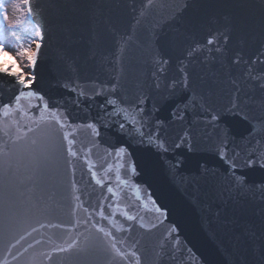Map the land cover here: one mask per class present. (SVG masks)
<instances>
[{
	"label": "water",
	"instance_id": "1",
	"mask_svg": "<svg viewBox=\"0 0 264 264\" xmlns=\"http://www.w3.org/2000/svg\"><path fill=\"white\" fill-rule=\"evenodd\" d=\"M183 2L153 0L154 6L146 7L147 0H37L48 24L44 63L39 69L42 89L52 100L68 101L71 119L80 123L85 113L73 108L70 101L75 94L63 85L107 83L122 75L129 87L137 82L149 86L154 79L157 52L160 58L169 60L167 75L179 78L178 67L185 48L197 42L213 47L206 45L207 39L227 29L230 39L221 58L223 67L211 57L207 62L203 56L198 57L189 68L193 80L219 74L223 81L218 93L220 103H226L234 91L229 76L239 81L241 95L250 93L259 98L260 92L243 74L248 65L264 70V0H196L195 8L178 20L172 19ZM193 17L199 21L196 27L190 26ZM121 45L125 51L118 62ZM236 54L247 64H232ZM11 95L7 84L0 88V98L5 102ZM186 96L187 93H178L167 100L154 96L161 107L159 115L169 117L176 105L186 102ZM36 103L35 99L24 98L21 107ZM191 119L189 113L188 120ZM28 128L36 129L30 113L22 115L15 108L8 116L0 112V264H130V260L112 259V254L105 251L106 238L97 227L111 228L118 238L127 237V245H117L123 250L139 241L131 250L137 251L141 264H264L260 257L264 245V201L223 200L203 181L198 187L182 183L181 176L186 180L196 173L199 160L206 159L210 166L222 169L215 157L202 152L185 154L181 174L173 176L168 161L182 149L168 154L140 152L136 160L138 174L133 175L130 169L121 167L125 154L118 158L114 152L108 153L109 145L116 141L105 134L92 148L90 159L96 164L97 178L115 191L113 196L107 187L95 183L83 159L61 154V145L66 148L67 142L62 140L58 125L49 120L36 131L28 132ZM234 130L243 133L246 126ZM73 134L78 139L77 149L81 144L92 147L87 130L79 129ZM17 136L22 138L17 140ZM33 139L36 145L31 144ZM53 142L56 150L51 147ZM248 178L259 183L264 181V173L249 172ZM125 180L127 183H122ZM75 196H80L88 213L78 206ZM6 199L12 206L11 220L5 218ZM153 200L171 210L167 219L155 212ZM99 201L104 203L105 215L117 222L115 228L91 211ZM126 211L137 220L126 221ZM89 216L90 222L84 223ZM120 224L132 228L129 232L116 231ZM152 224L157 226L152 228ZM173 225L177 229L173 236L179 237L177 247L169 245L167 254L158 255V245ZM85 236L93 244L87 254L54 251L58 246L67 247L77 237L83 242Z\"/></svg>",
	"mask_w": 264,
	"mask_h": 264
},
{
	"label": "snow or ice",
	"instance_id": "2",
	"mask_svg": "<svg viewBox=\"0 0 264 264\" xmlns=\"http://www.w3.org/2000/svg\"><path fill=\"white\" fill-rule=\"evenodd\" d=\"M26 9L25 27L19 28L21 21L17 20L10 27L0 23V88L7 84L12 95L5 102L0 98V112L8 116L13 108L19 113L29 114L36 124V129L28 128V132L36 131L42 122L51 120L59 126L62 140L67 142V147L61 145L62 152H66L68 157L83 159L88 167L90 176L101 188L107 187V192L113 196L116 195L111 186H106L102 179L97 178L96 164L90 159L92 148L96 147L99 139H103L105 134L114 138L115 145H109L107 151L112 152L119 158L120 154H125V161L121 165L127 171L131 170L132 174H138L137 153L155 151L157 153H176L177 150H183L180 154L174 155L168 161L169 172L173 176L181 174V169L186 162L185 154L205 153L215 157L220 165L210 166L206 159L197 161V169L194 175L185 178L181 176L182 183L199 186L201 181L207 184L211 189L216 191L218 196L223 200L233 199H251L259 198L264 201V181L259 183L250 182L249 172L260 171L264 173V70H257L252 65H248L244 78L252 82L253 89L260 92L259 98L254 94L241 93L243 89L239 87V81L234 76L228 77V82L233 86L234 91L229 93L226 103H220L218 93L221 91L223 81L219 74H213L210 77L197 76L193 80V74L189 70L190 65L198 57L203 56L205 62L212 61L221 63L222 57L226 52V45L230 39L228 30L222 33L213 34L207 41L206 47L200 43L188 45L184 50V56L179 62V78L169 77L167 75L168 59L160 58V53L154 58L155 71L152 73L154 79L151 85L146 86L137 82L136 85L129 87L123 80L122 75L114 76L107 83L92 82L90 85L81 86L76 84L70 87L68 84L63 85L67 90L74 93V98L70 101L74 109L85 113L80 123H75L71 119V113L67 107L68 101L52 100L41 87L40 65L44 63L43 48L47 47L48 24L43 16L37 0H23ZM153 0H147L146 7H153ZM196 7V0H184L178 5L172 19L178 20L189 9ZM141 16L144 12L141 11ZM0 19L8 21L9 17L4 10V0H0ZM140 21L137 20V23ZM199 21L193 17L190 21L191 27H196ZM27 37L29 46L22 47L19 51L9 45V41H19L21 37ZM223 41V44H221ZM127 41H124L126 45ZM34 45V50L32 48ZM124 45L118 49L120 55L116 57L118 62L122 61L125 51ZM12 51H17V55L26 58V67L28 72L19 70V65L13 58L12 66L5 67V57H9ZM93 56L95 53L92 54ZM232 64H247L240 54H236L232 59ZM255 62H253L254 64ZM15 67L17 70H13ZM122 72V69H121ZM11 77V80L7 78ZM163 81V83H162ZM178 93H187L182 105H176L169 113V117H161L160 105L154 99L159 96L161 100L175 97ZM97 97H101L97 101ZM24 98L29 100L35 99V105H28L27 108L21 107V101ZM151 101V108L148 104ZM95 109V113L92 110ZM191 113L192 119L188 120V114ZM246 126L243 133H238L234 129L238 126ZM71 129V133L63 131ZM79 129L87 130L92 137V147L81 144L77 149L75 146L78 139L75 133ZM22 137L17 136L19 140ZM32 145L37 141L33 139ZM56 150L55 143L51 145ZM131 161L129 163L128 161ZM69 165L73 164L72 160H66ZM109 168L112 165L108 166ZM72 173L75 174V167H72ZM119 180V177H117ZM127 183V181H122ZM75 188V181H73ZM78 190V189H77ZM74 199L79 202L78 206L84 208L88 213L90 210L85 208L80 196ZM155 212L158 216L167 219L171 211L167 206L156 204ZM103 201H99L91 211L100 217L101 220H108L113 228L117 222L111 216L105 215ZM111 207V205H108ZM12 206L6 199L5 218L11 220ZM126 221H136L135 215L124 213ZM84 223H89L91 220ZM142 219V218H141ZM163 222V221H161ZM51 226V225H50ZM95 226V225H94ZM157 225L152 224V228ZM44 227V225H41ZM62 227V226H61ZM144 228V224H140ZM132 225L126 228L120 224L116 231L129 232ZM37 229L33 228V231ZM97 231L103 233L107 245L105 251L112 254V259L119 257L121 260H130V264H141L140 257L135 250L139 241L128 245L129 250H123L120 245H127V237L118 238L109 228L97 227ZM177 231L173 225L165 234L158 247V255L167 254L168 246L176 248L179 237L173 236ZM254 234H250L253 236ZM171 237V239H170ZM21 240L24 239L22 236ZM19 243V241H17ZM93 244L89 237L85 236L84 241L80 242L79 237L73 239L67 247L58 246L54 251L70 252L75 251L77 254H87ZM260 257L264 260V245L260 250ZM51 259V257H48Z\"/></svg>",
	"mask_w": 264,
	"mask_h": 264
},
{
	"label": "rangeland",
	"instance_id": "3",
	"mask_svg": "<svg viewBox=\"0 0 264 264\" xmlns=\"http://www.w3.org/2000/svg\"><path fill=\"white\" fill-rule=\"evenodd\" d=\"M4 10L7 12L9 19L8 21H3L2 19H0V23H4L10 27L17 20H19L21 21L19 28L22 29L26 26L24 22L27 13L23 4V0H4ZM9 45L19 51L20 48L29 46L28 38L22 36L19 41L10 40ZM32 48L34 50V45H32ZM17 51H12L9 57L4 58V60L6 61L5 67L12 66L14 58L16 63L19 65V70H22L26 73L29 71V69L26 67V58L18 56ZM13 70L17 69L13 67Z\"/></svg>",
	"mask_w": 264,
	"mask_h": 264
}]
</instances>
